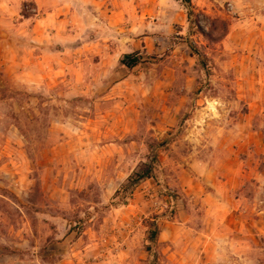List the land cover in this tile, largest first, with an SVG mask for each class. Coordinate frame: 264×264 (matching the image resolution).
<instances>
[{"label": "rangeland", "instance_id": "obj_1", "mask_svg": "<svg viewBox=\"0 0 264 264\" xmlns=\"http://www.w3.org/2000/svg\"><path fill=\"white\" fill-rule=\"evenodd\" d=\"M0 9V264H264V0H192L104 76L91 35L22 63Z\"/></svg>", "mask_w": 264, "mask_h": 264}, {"label": "crops", "instance_id": "obj_2", "mask_svg": "<svg viewBox=\"0 0 264 264\" xmlns=\"http://www.w3.org/2000/svg\"><path fill=\"white\" fill-rule=\"evenodd\" d=\"M26 2L34 8L29 15L24 14ZM1 7L12 16L18 15V36H27L30 42L29 47L18 45L22 63L31 59L39 69H55L57 59L62 64L58 71L64 72L74 53H83L86 48L85 36L91 35L101 47L96 76L107 74L119 52L127 55L142 48L151 53L158 49V40L180 34L178 28L186 29L189 21L180 0H0ZM0 14L7 16L1 9ZM131 41L134 49L128 44ZM31 71L35 78L34 68Z\"/></svg>", "mask_w": 264, "mask_h": 264}, {"label": "trees", "instance_id": "obj_3", "mask_svg": "<svg viewBox=\"0 0 264 264\" xmlns=\"http://www.w3.org/2000/svg\"><path fill=\"white\" fill-rule=\"evenodd\" d=\"M183 1L188 8V16L189 18H191V16L193 15L192 0H183ZM191 48L195 53H198L195 47H191ZM123 63L129 68H133L139 65L140 59L138 58L137 53L127 54L124 57ZM153 176L154 175H153L152 167H149L144 173L137 174L134 180L135 182H139L142 179ZM152 236L155 238L157 236V232L153 231Z\"/></svg>", "mask_w": 264, "mask_h": 264}]
</instances>
